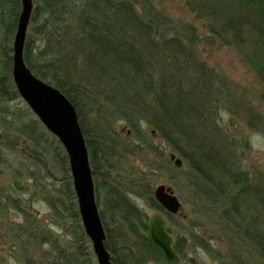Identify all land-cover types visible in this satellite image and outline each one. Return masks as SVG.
Listing matches in <instances>:
<instances>
[{
	"label": "trees",
	"instance_id": "16d2710c",
	"mask_svg": "<svg viewBox=\"0 0 264 264\" xmlns=\"http://www.w3.org/2000/svg\"><path fill=\"white\" fill-rule=\"evenodd\" d=\"M182 1L205 22L203 38L193 25L172 20L151 0H33L23 61L36 78L62 92L74 106L91 167L104 247L113 264H167L146 237L153 212L166 218V230L181 258L175 264H184L189 247L204 249L219 264H264V189L233 166L231 153L226 156V142L216 123L225 85L197 52L200 43L234 45L264 85V0ZM20 11V0H0V166H7L12 181L21 180L25 168L16 165L18 159L11 151L16 148L11 145L25 140V152L30 155L34 147L37 161L50 160L64 175L59 196L45 197L53 216L64 219L61 204L77 221L68 155L63 150L57 157L51 154L52 144H47L49 148L42 144L44 125L37 119L23 123L21 113L5 105L21 98L10 73ZM152 131L169 153L149 140ZM11 137L13 142L4 146ZM170 152L182 161L181 168L169 161ZM133 155L149 170L129 174L123 163ZM155 172L177 191L199 193L195 203L215 223L216 241L224 250H215L212 235L205 239L189 234L188 243L185 236L173 234L176 215L167 213L154 197ZM15 185V190L25 189L18 182ZM132 198L143 200L148 209ZM81 230L80 243L82 237L87 240ZM41 231L44 241H49L50 232ZM232 238L247 246L253 243L252 260L233 249ZM85 250L78 245L76 255H68L66 263L93 264Z\"/></svg>",
	"mask_w": 264,
	"mask_h": 264
},
{
	"label": "rangeland",
	"instance_id": "374dc122",
	"mask_svg": "<svg viewBox=\"0 0 264 264\" xmlns=\"http://www.w3.org/2000/svg\"><path fill=\"white\" fill-rule=\"evenodd\" d=\"M151 1L159 10L164 12L172 20L187 22L193 25L200 38L207 35L205 22L196 18V16L189 11L184 1ZM218 43L210 44L211 46L200 43L197 46V52L199 53L200 61L205 64L206 68L209 67L213 69L216 75L218 74L220 76V80L225 85V96L220 99V103L222 102L221 104L224 106L220 107V115L218 114L216 116L217 126L220 127L219 135H223L226 142L223 148L225 149L226 156H229L230 153L233 156V166L246 171L249 179L253 182L252 184L260 185V187L262 186V189H264V97L263 99L261 98L264 91V85L260 82L256 73L250 69L249 65L244 60L243 55L238 51V47ZM5 105H8V109L11 111L15 112L16 110L17 113L20 112L23 123H30L34 119L38 120L36 114L31 111L22 98L14 99L9 102L7 101ZM248 106H250L251 111L254 109L257 114L249 113ZM12 121L15 122L14 118ZM1 132L2 130L0 128V134ZM48 132L49 131L46 129L44 133L45 138L42 144L45 147H48L47 144H52L51 154L55 157L62 154L61 150L65 153L64 147L59 140L57 139L58 142L54 141L53 136L55 135L50 132L49 133L52 135H49ZM123 132H125L124 129ZM54 138L57 137L55 136ZM12 139L13 137L9 140H5L3 143L4 146L9 144V142H13ZM14 140V142L19 141L18 139ZM120 140L125 141L123 134H121ZM149 140L153 141L155 145L161 147V150L164 151L165 149V152L169 153V151H167L166 143L161 140L156 132L152 131L149 135ZM245 140L247 141V145H245ZM24 143H26L25 140ZM23 144H12L11 146L15 147L17 151L13 148H11V151L14 152L13 154L18 159L16 160V165L21 166L22 164L25 168L22 172L24 173V176H21V179L23 180L22 185H25V189L28 190L21 192L15 190L12 186L10 187L12 179L9 178L7 173L9 172L7 166H0V189L8 190L13 188L10 191H14L12 194L15 196L11 197L10 200H8L9 198H6L7 196H3L5 202L2 209L3 212L0 215L2 221L5 220L4 218H7V221L10 222H12L13 219L23 220V216L19 218L17 214L14 213V207L19 203L25 207L24 211L26 213L24 216H26V219H33L35 215L41 225L28 228L24 227L20 230L14 226L11 228H8L7 226L4 228L0 227V264H24L22 259L24 257L20 254H25V252L28 251L31 253V250L33 251L36 247L35 245H37L36 242L32 243L36 238L40 240L42 238L44 241V238L41 236V229L50 232L49 242L44 241L45 243L41 247V251L47 253V256H53L50 255L51 249L57 250L60 248L61 252L66 253L65 251L68 250V247L77 248V246L80 245L83 251L85 250L83 248L87 247L85 251H87V254L90 253L92 263L97 264L94 251L92 250L91 241L87 237V240H84V237L81 238V240H83L82 243L77 240L82 234V222L80 217L77 221L70 218V212L67 214L68 210L62 209L60 204L58 208L61 209V214H63L64 219H58L56 218L57 216H53L54 212L49 208L47 201L45 200V197L59 196L58 190L59 186L63 184L64 175L62 176V173L50 160L47 159L45 163L37 161L36 157H34L33 152L35 148L32 146V142L29 143L30 146L33 147V152H31L30 155L25 152L26 150L23 147ZM150 156L153 161H156L152 154ZM127 157L128 160H124L123 164L125 168H130L129 174H136L139 171L145 172L149 170L145 167V164L139 156L137 157L133 155ZM10 158L13 159L14 156L13 158ZM44 159L46 160V157H44ZM26 169H30L31 173L26 172ZM157 176L158 178L154 182V188L160 183L168 185L163 179V174L155 172V177ZM172 189L173 192L178 195L181 204H183L182 209L173 219L178 225L173 224L171 226L172 232H174L173 234L175 235L176 233L185 236L186 239H188V243H190L189 234L200 235L205 239L207 237L210 238L212 235L213 237H211L210 240L212 241L211 244L214 245L215 250H224L225 246L216 241V237L219 235L217 234V230H215V223L208 218V214H206V216L203 215L199 211V205L195 203V200H197L196 198H198L195 197V195L197 196L199 193L197 192L196 194V192H193V194H191L192 192L189 193L185 190L177 191L174 188ZM60 196L62 197V195ZM17 200L19 201L18 203ZM132 200L134 199L132 198ZM10 201H13V203L10 204ZM135 202L137 203V206L142 207L145 210L148 209L143 200L137 199ZM200 204L202 205V203ZM194 222H197L200 225L197 224L193 226ZM258 225L260 226V224ZM28 236L32 238L29 239ZM233 242H235V238H232L233 249L242 254V257L245 260L249 261L253 259L252 257V259L250 258L249 254L250 247L253 246V243H250L249 246H247L245 241L241 239H237L235 243ZM51 244H53L54 247H51ZM56 255L57 254H54V256ZM148 264L157 263L150 262ZM184 264H219V262H216L215 257L213 259L212 255H208L204 249L198 248L192 251L189 247ZM251 264L256 263L255 261H251Z\"/></svg>",
	"mask_w": 264,
	"mask_h": 264
},
{
	"label": "water",
	"instance_id": "95a60500",
	"mask_svg": "<svg viewBox=\"0 0 264 264\" xmlns=\"http://www.w3.org/2000/svg\"><path fill=\"white\" fill-rule=\"evenodd\" d=\"M16 33L12 44V80L16 91L38 120L55 135L68 155V166L72 177V187L77 198V207L86 237L91 241L92 250L98 264H113L104 247V229L95 204L93 177L87 155L86 144L80 130L77 113L62 92L36 78L23 61V47L27 26L31 20L33 0H20ZM130 134V131H128ZM174 166L181 168L182 161L174 153L168 155ZM159 205L171 215L179 213L182 204L172 188L161 183L154 190ZM146 236L152 245L158 247L168 264L179 263L172 247L173 239L167 233L165 219L153 213L148 223Z\"/></svg>",
	"mask_w": 264,
	"mask_h": 264
},
{
	"label": "flooded vegetation",
	"instance_id": "af4514ba",
	"mask_svg": "<svg viewBox=\"0 0 264 264\" xmlns=\"http://www.w3.org/2000/svg\"><path fill=\"white\" fill-rule=\"evenodd\" d=\"M11 73V71H10ZM11 76H12V73H11ZM0 78L2 79V76H0ZM21 176H24V173L21 172L20 174ZM13 177V174H11V176L9 175V178ZM20 183V185H22L23 183V180H15V181H12V183L10 184V187H15L16 183ZM25 187V185H22ZM4 188V187H3ZM13 189V188H11ZM11 189H5L7 191H5L4 189H0V214H2L3 212V205H4V197L3 196H7L6 198H9L8 200H10L11 197H13L14 195L12 194L14 191H10ZM28 189H22L20 190L21 192L23 191H26ZM15 197V196H14ZM15 201V200H14ZM16 202V201H15ZM19 201L17 200V203ZM13 201H10V204H12ZM15 205V204H14ZM25 207L20 205L18 203V205H16L14 207V213L17 214V216L20 218L21 216L24 217L23 220H17V219H13L12 222L10 221H7V218H4L5 220L2 221V217L0 215V227H8V228H11V227H17V229H21V228H24V227H34V226H40L41 224L40 221L38 219H36V216L34 215V218L33 219H29L27 218L26 219V216L25 215ZM68 220V219H66ZM28 238H32L30 236H28ZM35 239V237H34ZM33 239V240H34ZM37 243V245H35L36 247L34 248V250L32 251L31 250V253L28 251V252H25V254H20L21 256H23L24 258L23 259V262L24 264H68L66 263V260H67V256L70 255V256H73L76 255V248H69L68 247V250H66L65 252L66 253H63L61 252V249L58 248L57 250H50L51 254L50 255H53V256H47L44 251H41V247L42 245H44V241L40 239H35V241H33L32 243ZM46 242H49V241H46ZM71 243H73L72 241H70ZM14 245V244H13ZM51 247H54L53 244H51ZM60 249V250H59ZM54 254H57L56 256H54ZM97 262V261H96ZM98 264V263H97Z\"/></svg>",
	"mask_w": 264,
	"mask_h": 264
}]
</instances>
